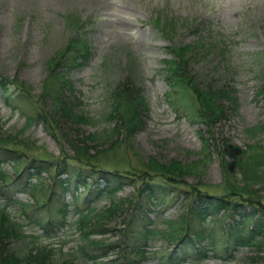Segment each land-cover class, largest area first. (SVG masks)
<instances>
[{
	"label": "rangeland",
	"instance_id": "rangeland-1",
	"mask_svg": "<svg viewBox=\"0 0 264 264\" xmlns=\"http://www.w3.org/2000/svg\"><path fill=\"white\" fill-rule=\"evenodd\" d=\"M69 16L84 25L81 33L92 48V58L79 69L67 72L60 67L57 72L66 83L64 95L92 122L76 126L64 120L61 132L67 133L60 137L49 134L41 122L22 131L25 116L12 110L2 90L20 93L18 86L23 85L34 95L41 93L48 62L72 36ZM171 45L190 47L186 70L197 88L225 94L218 100L223 114L208 126L189 119L187 112L176 111L178 95L166 79L167 61L175 58ZM0 80L4 81V85L0 83L2 129L41 147L34 151L44 158L52 155L63 159L62 147L65 154L75 157L77 149L58 141L67 136L77 148L85 149V157L97 155L99 159L104 155L96 163L109 169L139 167L137 158L163 164L175 160L182 165L197 163L184 172L186 182L219 184L222 176L217 149L231 163L239 150H246V157L256 154L249 148L255 142L260 152L264 149V0H0ZM126 81L135 83L136 88L142 85L148 102L144 126L133 135L128 151L109 149L104 154L108 145L99 147L90 135L109 128L101 119L111 108V90ZM229 91L237 98V110L227 98ZM256 126L257 131L251 130ZM15 163H2L8 177L22 168ZM233 170L242 168L234 166ZM251 176L255 178V174ZM54 177V172H42L41 178L31 180L30 190L17 195L25 203V212L16 206L10 208L25 233L11 244L19 252L45 245L53 252L54 264H134L108 261L119 255L117 244L122 243L124 234H144L147 228L156 227L161 233L147 238L148 258L141 264H158L159 254L172 248L181 236L171 234L170 226L179 227L188 211L182 194L144 198V204L138 206L134 186H124L115 196L121 207L113 212V200L106 196L95 200L93 193L84 201L89 188L70 180L63 196L54 197L48 215L44 202ZM58 178L67 179L63 175ZM256 188L264 195V181ZM89 208L92 213L81 222ZM241 218L221 211L204 221L185 224V229L189 227L201 245L209 246L215 240L220 242L229 225L237 226ZM48 219L56 222L52 225ZM256 242L257 246L238 247L230 259L222 252V258L210 256L184 264H262L264 235Z\"/></svg>",
	"mask_w": 264,
	"mask_h": 264
},
{
	"label": "trees",
	"instance_id": "trees-1",
	"mask_svg": "<svg viewBox=\"0 0 264 264\" xmlns=\"http://www.w3.org/2000/svg\"><path fill=\"white\" fill-rule=\"evenodd\" d=\"M67 20L73 35L67 45L48 62V74L43 82L41 93L34 95L23 85L18 86L22 91L20 93L3 92L2 90V95L6 96L5 100L11 108L20 110L25 116L26 122L22 131L41 122L49 134L60 137L67 133L61 132L64 120L76 126L92 122L86 115L78 112L70 98L64 95L63 89L66 83L62 82V77L58 75L60 67L66 68V71L70 72L87 65L92 57V48L87 38L81 33L83 26L80 21H76L70 16ZM189 48L171 45L170 51L175 58L167 61L166 77L173 88L172 92L178 95L176 110L178 112L180 109L182 112L186 111L191 120L192 118L198 119L202 124L208 126L223 114V107L219 106L218 100L225 94L221 91L210 92L196 87L193 77H190L186 70ZM0 83L4 85L3 80H0ZM263 89L264 85L261 93ZM226 94H228V100L233 104V109L237 110V100L229 92ZM111 98V108L103 115L102 119L109 128L90 135L91 140L95 141L99 147L108 145L109 148L104 150V154L109 149H112L110 152H115L119 148L128 151L131 148L133 135L144 126L143 119L148 112L142 87L136 88L132 81L116 84L112 89ZM1 125L0 264H54L53 252L45 245L27 248L21 252L11 246L12 243L20 241L25 234L21 223L10 212V208L15 206L21 213L25 212V204L17 200L15 195L17 192L30 190L32 187L30 179L32 177L41 178V173L45 171L55 173L54 183L44 202V206L49 207L48 215L52 212L50 208L54 205L53 199L57 196L56 194H62L67 188L64 182H68V178L89 188L88 192L83 195L84 201L93 193L95 200L103 196L113 200V212L121 207V203L115 200V196L124 186H134L135 195L140 199V202H136L138 206L144 204L142 202L144 198L150 200L158 195L182 194L188 203V211L181 218L179 227L173 224L170 226L173 228L171 234L177 233L181 236L176 239L177 242L171 250L160 253L159 264L197 263L201 259L209 257L208 252H212L215 257L220 258L221 252H227L229 255L227 259H230L238 247L252 243L257 246L259 243L256 241L261 235H264V195L261 194L262 189L256 188V185L264 181V170H261L264 166V149L261 147L260 152L256 147L257 142L253 146H249L250 149L255 150L256 154H249L246 157L248 152L239 150L238 157L234 158V163L227 161L225 154L217 149L221 182L215 185L198 182L193 185L182 177L184 172L195 168L197 163L182 165L175 160H170L163 164L152 158L145 162L137 158L136 162L140 166L131 170L106 169L100 163H96L97 155L85 157V149L77 148L67 136L62 140L58 139V141L60 143L65 141L77 149L75 157L65 154L66 150L62 147L61 156L63 159L52 155H48L49 158H44L34 151V149H42L41 147H36L32 141L26 142V139H19L17 135L7 133ZM251 130L257 131V127ZM202 140L205 146H208V141ZM97 153L100 154V150ZM208 153L209 150H207ZM245 159L246 161H244ZM7 160L16 162L18 166L23 164L25 166L14 177H8L2 171V163ZM234 166L241 167L242 171H234ZM64 173L68 177L67 180L57 177ZM251 174H255V178ZM238 175L241 177L238 178ZM41 205L43 204L39 206L41 207ZM222 210L238 214L243 219L237 226H230L227 233L221 236L220 240L218 239L220 242L215 240L209 246H203L201 240L193 239L189 235V227L185 229V224L189 226L191 222L204 221L207 216L213 217ZM92 211V208H89L80 221L84 222V218H88ZM48 222L53 225L56 220L48 219ZM64 223L63 220L61 226ZM241 223L247 225L241 226ZM246 226L247 228H245ZM159 233L161 230L154 227L147 228L144 234H124L122 243L117 244L121 249L119 255L108 262L124 260L127 263L141 264L140 262L148 258L147 238ZM262 262L264 264V257Z\"/></svg>",
	"mask_w": 264,
	"mask_h": 264
}]
</instances>
